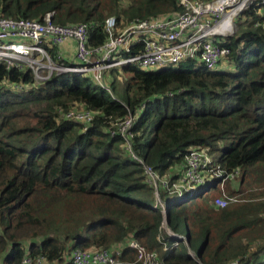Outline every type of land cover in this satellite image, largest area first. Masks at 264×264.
<instances>
[{
  "label": "trees",
  "instance_id": "16d2710c",
  "mask_svg": "<svg viewBox=\"0 0 264 264\" xmlns=\"http://www.w3.org/2000/svg\"><path fill=\"white\" fill-rule=\"evenodd\" d=\"M180 11L179 0H0V18L55 13L56 24H91L92 47L106 41L109 17L124 28ZM236 26L224 44L230 54L214 70L192 60L122 67L130 75L123 102L90 78L54 74L37 84L31 71L0 64V264L29 256L72 264L76 249H121L124 264H141L132 241L166 264H264V4ZM77 104L98 114L87 130L58 116ZM129 114L137 154L161 177L178 179L193 149L242 175L237 190L225 184L241 199L226 208L214 204L221 179L180 203L161 193L167 225L189 247L162 229L143 168L104 127V117ZM213 189L219 193L208 196Z\"/></svg>",
  "mask_w": 264,
  "mask_h": 264
},
{
  "label": "built area",
  "instance_id": "2783aa9c",
  "mask_svg": "<svg viewBox=\"0 0 264 264\" xmlns=\"http://www.w3.org/2000/svg\"><path fill=\"white\" fill-rule=\"evenodd\" d=\"M179 4L180 12L153 20L134 19L124 28H118L115 17L107 18V39L97 47L90 46L91 24H56L55 13L42 19L0 18V64L7 70L31 71L37 84L46 82L54 74L91 75V79L105 90H109V70L132 64L152 69L192 60L214 70L230 54L224 44L235 36L237 19L248 9L263 5L264 0H179ZM97 115L80 104L69 110H58L60 119L81 123L84 130L91 126ZM135 123L133 114L117 119L104 117V127L110 136L121 137L126 154L143 168L162 208V229L170 237L187 242L186 236L174 234L167 225L166 203L161 193L169 194L178 203L183 202L214 175L222 181L221 195L215 199V206L226 208L241 202L239 197H230L225 189V184L235 181L240 171L227 174L205 151H190L178 179L171 181L170 176L161 177L135 150ZM186 192H189L188 196ZM128 246L135 250L138 263L166 264L158 252L148 251L137 241ZM121 254V249L98 252L76 249L71 255V263L124 264ZM20 264L47 263L41 256H29ZM229 264H238V261Z\"/></svg>",
  "mask_w": 264,
  "mask_h": 264
},
{
  "label": "rangeland",
  "instance_id": "374dc122",
  "mask_svg": "<svg viewBox=\"0 0 264 264\" xmlns=\"http://www.w3.org/2000/svg\"><path fill=\"white\" fill-rule=\"evenodd\" d=\"M82 77L91 79V75H84ZM129 78H130V75L128 73L124 72L122 67H120L118 69L109 70L108 79H107V83L109 85L108 91L114 96V98L116 100L123 102L126 99L125 85H126V82ZM142 112H143V109H139L136 113L137 116L140 115ZM241 179H242V175L240 174L235 181H231V182L232 183L233 182L234 183H240ZM218 181H219V178L212 175L208 178L206 184L199 186L196 190L198 192L205 190L208 186H210V185H212ZM219 187H220V191H221V183L219 184ZM218 193H219V189L218 190L213 189L211 192L208 193V196H214V195H217ZM186 194L188 196L189 192H186Z\"/></svg>",
  "mask_w": 264,
  "mask_h": 264
},
{
  "label": "crops",
  "instance_id": "0c3cea01",
  "mask_svg": "<svg viewBox=\"0 0 264 264\" xmlns=\"http://www.w3.org/2000/svg\"><path fill=\"white\" fill-rule=\"evenodd\" d=\"M232 183V182H231ZM232 187L237 190L239 188V183H232Z\"/></svg>",
  "mask_w": 264,
  "mask_h": 264
},
{
  "label": "water",
  "instance_id": "95a60500",
  "mask_svg": "<svg viewBox=\"0 0 264 264\" xmlns=\"http://www.w3.org/2000/svg\"><path fill=\"white\" fill-rule=\"evenodd\" d=\"M167 219H168V214H167ZM187 245H188V247H189L188 240H187Z\"/></svg>",
  "mask_w": 264,
  "mask_h": 264
}]
</instances>
